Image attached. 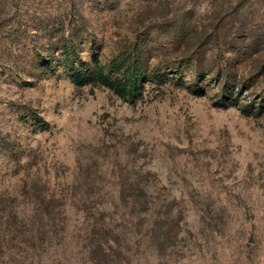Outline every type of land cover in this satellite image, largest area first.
<instances>
[{
	"label": "rangeland",
	"instance_id": "rangeland-1",
	"mask_svg": "<svg viewBox=\"0 0 264 264\" xmlns=\"http://www.w3.org/2000/svg\"><path fill=\"white\" fill-rule=\"evenodd\" d=\"M0 264H264V0H0Z\"/></svg>",
	"mask_w": 264,
	"mask_h": 264
},
{
	"label": "trees",
	"instance_id": "trees-1",
	"mask_svg": "<svg viewBox=\"0 0 264 264\" xmlns=\"http://www.w3.org/2000/svg\"><path fill=\"white\" fill-rule=\"evenodd\" d=\"M75 44L73 43H64L63 52L65 54L66 60L69 63H72V50L74 49ZM129 56H131V53ZM135 55V54H134ZM119 61V60H118ZM117 61V62H118ZM193 61L195 58L193 57ZM119 63V62H118ZM73 64V63H72ZM124 72L122 76L113 77L111 74L106 73L102 67H97L94 70L90 71V73H81L79 74L80 78L88 76V74L92 75L98 82L105 84L110 87H115L117 89L122 90L123 92H127L130 95H135L137 87L139 83L142 81L144 73L142 72V64L140 62V58L133 57L128 65L123 64ZM121 63L119 66L116 65V69H122Z\"/></svg>",
	"mask_w": 264,
	"mask_h": 264
}]
</instances>
